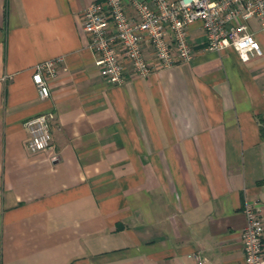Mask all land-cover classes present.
Masks as SVG:
<instances>
[{"label": "crops", "instance_id": "0c3cea01", "mask_svg": "<svg viewBox=\"0 0 264 264\" xmlns=\"http://www.w3.org/2000/svg\"><path fill=\"white\" fill-rule=\"evenodd\" d=\"M101 0H0V264H244V207L264 219L263 55L206 51L120 86L82 12ZM64 57L41 99L35 64ZM53 113L54 148L25 125ZM196 254L200 258H196Z\"/></svg>", "mask_w": 264, "mask_h": 264}, {"label": "built area", "instance_id": "2783aa9c", "mask_svg": "<svg viewBox=\"0 0 264 264\" xmlns=\"http://www.w3.org/2000/svg\"><path fill=\"white\" fill-rule=\"evenodd\" d=\"M82 26L89 48L105 80L120 86L129 75L151 76L164 68L191 60L195 51L190 29L201 23L208 52L235 49L240 59L262 56L255 35L248 31L249 20L260 21L264 31V0H101L82 12ZM64 57L41 61L32 67V80L41 99L51 97L50 79L59 73ZM53 113L31 117L27 149L54 148ZM247 218L242 230L244 264H264V219L258 202L244 207ZM200 258L199 254L195 255Z\"/></svg>", "mask_w": 264, "mask_h": 264}]
</instances>
